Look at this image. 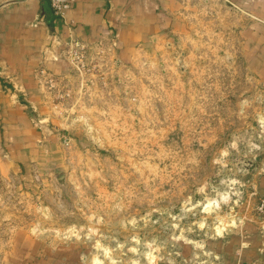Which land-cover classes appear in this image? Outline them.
I'll return each instance as SVG.
<instances>
[{
    "label": "rangeland",
    "instance_id": "374dc122",
    "mask_svg": "<svg viewBox=\"0 0 264 264\" xmlns=\"http://www.w3.org/2000/svg\"><path fill=\"white\" fill-rule=\"evenodd\" d=\"M170 1L155 2V30L88 42L68 26L36 92L1 77L14 101H0V264H242L248 227L264 236L250 17L230 0Z\"/></svg>",
    "mask_w": 264,
    "mask_h": 264
},
{
    "label": "crops",
    "instance_id": "0c3cea01",
    "mask_svg": "<svg viewBox=\"0 0 264 264\" xmlns=\"http://www.w3.org/2000/svg\"><path fill=\"white\" fill-rule=\"evenodd\" d=\"M174 1L170 2L174 4ZM155 2L157 0H76L67 10V21H63L54 15L49 0H0V91L3 92L1 77H5L10 79L15 90L36 92L34 75L39 63L43 58L46 64L57 65L60 61L51 51L43 53L44 47L48 42H53L54 50L61 47L70 39V27L75 39L88 42L102 39L104 32L110 31L112 26L130 30L157 29L159 19ZM230 2L238 8L242 6L250 17L247 58L253 65L260 64L258 68L264 77V0ZM146 36L130 35L120 38L118 43L122 48L126 44L142 43ZM0 101L4 106H10L14 100L5 96ZM260 189L264 195V177ZM248 229L252 236L247 237V246L240 252L241 262L264 264V250H260L264 236L255 226Z\"/></svg>",
    "mask_w": 264,
    "mask_h": 264
},
{
    "label": "built area",
    "instance_id": "2783aa9c",
    "mask_svg": "<svg viewBox=\"0 0 264 264\" xmlns=\"http://www.w3.org/2000/svg\"><path fill=\"white\" fill-rule=\"evenodd\" d=\"M52 1L56 9V14L63 16L65 14V11L71 7L74 0H52ZM56 2H58L57 5Z\"/></svg>",
    "mask_w": 264,
    "mask_h": 264
},
{
    "label": "bare ground",
    "instance_id": "6f19581e",
    "mask_svg": "<svg viewBox=\"0 0 264 264\" xmlns=\"http://www.w3.org/2000/svg\"><path fill=\"white\" fill-rule=\"evenodd\" d=\"M224 232H225V230L221 231L220 233H224Z\"/></svg>",
    "mask_w": 264,
    "mask_h": 264
}]
</instances>
